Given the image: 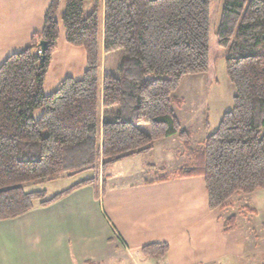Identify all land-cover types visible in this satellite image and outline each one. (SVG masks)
<instances>
[{
	"label": "trees",
	"instance_id": "trees-1",
	"mask_svg": "<svg viewBox=\"0 0 264 264\" xmlns=\"http://www.w3.org/2000/svg\"><path fill=\"white\" fill-rule=\"evenodd\" d=\"M60 24L65 42L83 49L85 68L80 78L65 77L46 94ZM117 50V71L105 66L100 72L101 54ZM219 59L235 88L233 107L193 147V131L175 112L184 104L175 92L186 75L204 74L212 85ZM143 123L148 132L139 127ZM171 135L189 159L173 177H202L209 210L264 189V0H51L41 30L0 64V220L48 205L99 177L51 197L24 191L23 184L97 169L104 183L110 166ZM169 179L161 174L145 183ZM235 219L224 221L223 233L233 230ZM168 250L167 242L140 249L145 257H164Z\"/></svg>",
	"mask_w": 264,
	"mask_h": 264
},
{
	"label": "rangeland",
	"instance_id": "rangeland-1",
	"mask_svg": "<svg viewBox=\"0 0 264 264\" xmlns=\"http://www.w3.org/2000/svg\"><path fill=\"white\" fill-rule=\"evenodd\" d=\"M90 6V2L85 3V14L89 12ZM63 10L64 3L61 4L56 14L59 22ZM100 18L102 24V12ZM59 37V47L67 46L68 44L64 39V28L61 24ZM121 54V50L101 54L100 72L105 66L110 71L116 72ZM64 63L56 54L46 79L45 89L48 94L58 87H53L55 77L58 79L61 75L67 73L68 65L65 66V71H62ZM69 64L71 63L69 62ZM149 77H152V75ZM234 94L235 88L227 77L224 59L217 61L215 78L210 86H207L204 74L183 77L175 95L182 98L184 104L181 107H176L175 112L180 117L182 126L193 131V147H197L205 136L217 129L223 114L233 107L232 98ZM114 109L112 108V110ZM40 112V110L35 111L34 116L38 117ZM109 119L111 120L112 116H109ZM139 127L144 132L149 130L148 124L145 123L139 124ZM179 144L181 143L176 135L160 139L154 142L152 150L141 155L128 157L118 165L113 164L105 172L104 180L110 174H126L131 170H140L139 174L130 177L129 180H115L113 183L115 187L119 186V180L121 186H126L127 181L138 185L141 181L151 180L161 174H166L170 178V183L164 185L160 192L179 195V200L174 203V208H168L172 202L170 200V202L166 201L165 206H168V209H165L164 215L152 220L154 224L159 223V230H149L140 237L139 241H133L130 244L133 248L132 256H142L137 248L138 245L168 242L172 246L168 258L177 256L181 264H204V261H209L210 264H261L264 260V189L248 194L240 193L233 196L224 208L209 210L206 206L207 194L202 177L189 180L178 179L172 175L174 171L186 166L189 162L187 155L184 153V148ZM94 175L101 179L103 176L99 169L87 170L76 175L78 177L71 178L66 174H61L51 180L23 184L22 188L24 191L47 188V197L51 193L67 187L70 185L69 183ZM112 182H109V184H112ZM187 188L192 190L188 191ZM187 193L191 196L187 197L188 199L185 201L181 194ZM125 198L132 200V197L128 195H125ZM152 203L151 209L161 211L156 202ZM178 206L180 208H177ZM231 215L236 218L234 228L230 233L225 234L222 232L223 223ZM180 229L184 230L185 234L180 232ZM177 245L180 248H177ZM253 253L256 254L255 261H252ZM164 257L143 258L146 259V264H161V258ZM224 261L228 263H224Z\"/></svg>",
	"mask_w": 264,
	"mask_h": 264
},
{
	"label": "crops",
	"instance_id": "crops-1",
	"mask_svg": "<svg viewBox=\"0 0 264 264\" xmlns=\"http://www.w3.org/2000/svg\"><path fill=\"white\" fill-rule=\"evenodd\" d=\"M50 1L0 0V64L11 53L23 49L31 35L41 30ZM59 45L60 37L49 71L56 54L62 63L66 62L62 71H65L66 65L68 70L58 79L55 77L54 88L65 76L80 78L85 68V53L82 48L69 44ZM46 79L44 92L48 94L45 89ZM179 145L183 147L182 144ZM121 162L123 160L115 164ZM139 171L136 169L126 174H110L104 183L98 178L91 184L73 189L48 205H35L15 218L0 220V264H146L144 258L148 257L132 256L133 248L130 244L139 241L149 230H159V223L154 224L152 220L164 215L168 207L165 206L166 201L172 202L168 208H174L179 195L160 192L164 185L170 183V179L153 184L145 183L147 179L138 185L127 181L126 186H121L119 180V186L113 185L115 180H129L139 174ZM74 177L78 176H71ZM85 178L69 183L67 187ZM191 179L193 178L189 180ZM111 181L112 184H109ZM37 190L46 192L47 188ZM125 195L131 196L132 200L126 199ZM190 196L189 193L181 194L185 201ZM152 202H156L161 211L151 209ZM183 231L180 229V232ZM117 233L125 245L118 241ZM168 245L169 250L160 263L181 264L177 256L168 258L172 248L170 243ZM142 246H137L139 251ZM177 248L180 246L177 245ZM252 257V261H255L256 254L253 253ZM204 264L210 263L204 261Z\"/></svg>",
	"mask_w": 264,
	"mask_h": 264
},
{
	"label": "built area",
	"instance_id": "built-area-1",
	"mask_svg": "<svg viewBox=\"0 0 264 264\" xmlns=\"http://www.w3.org/2000/svg\"><path fill=\"white\" fill-rule=\"evenodd\" d=\"M116 236H117L118 241H119L122 245H125L123 239L121 238V236H120L118 233L116 234Z\"/></svg>",
	"mask_w": 264,
	"mask_h": 264
},
{
	"label": "water",
	"instance_id": "water-1",
	"mask_svg": "<svg viewBox=\"0 0 264 264\" xmlns=\"http://www.w3.org/2000/svg\"><path fill=\"white\" fill-rule=\"evenodd\" d=\"M45 45H46V42L45 41H41L40 42V48H41V51L42 52L44 51Z\"/></svg>",
	"mask_w": 264,
	"mask_h": 264
}]
</instances>
